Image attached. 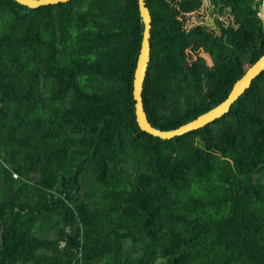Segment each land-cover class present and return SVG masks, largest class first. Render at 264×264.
Returning a JSON list of instances; mask_svg holds the SVG:
<instances>
[{
    "label": "trees",
    "instance_id": "1",
    "mask_svg": "<svg viewBox=\"0 0 264 264\" xmlns=\"http://www.w3.org/2000/svg\"><path fill=\"white\" fill-rule=\"evenodd\" d=\"M145 3L155 128L220 106L264 56V0H211L217 29L205 0ZM142 33L137 0H0V264H264V72L162 140L137 123Z\"/></svg>",
    "mask_w": 264,
    "mask_h": 264
},
{
    "label": "water",
    "instance_id": "2",
    "mask_svg": "<svg viewBox=\"0 0 264 264\" xmlns=\"http://www.w3.org/2000/svg\"><path fill=\"white\" fill-rule=\"evenodd\" d=\"M23 6L31 9H40L42 7L57 6L60 4L69 3L72 0H15ZM140 18L143 24L142 40L140 51L138 54L137 67L134 76L133 95L136 102V117L137 123L143 132H146L154 137L162 140H171L175 137L182 136L191 131L198 130L202 127L208 126L217 120L230 113L232 106L251 88L252 82L264 72V56H262L254 65H252L246 74L239 79L233 86V90L228 99L220 106L209 111L208 113L199 116L198 118L181 125L180 127L163 131L155 128L150 123L143 102L144 83L147 77V71L151 62L150 49V30H151V16L149 9L146 7L145 0H137Z\"/></svg>",
    "mask_w": 264,
    "mask_h": 264
},
{
    "label": "rangeland",
    "instance_id": "3",
    "mask_svg": "<svg viewBox=\"0 0 264 264\" xmlns=\"http://www.w3.org/2000/svg\"><path fill=\"white\" fill-rule=\"evenodd\" d=\"M206 2V7H207V15H206V24H208L211 27H214L215 29L218 28V20H219V16L215 11V8L213 7V5L211 4V0H205ZM160 263H162L160 261ZM165 263V262H164Z\"/></svg>",
    "mask_w": 264,
    "mask_h": 264
},
{
    "label": "built area",
    "instance_id": "4",
    "mask_svg": "<svg viewBox=\"0 0 264 264\" xmlns=\"http://www.w3.org/2000/svg\"><path fill=\"white\" fill-rule=\"evenodd\" d=\"M259 17L263 18V14H259Z\"/></svg>",
    "mask_w": 264,
    "mask_h": 264
}]
</instances>
